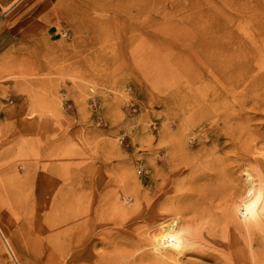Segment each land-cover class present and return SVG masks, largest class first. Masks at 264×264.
<instances>
[{
    "label": "rangeland",
    "instance_id": "374dc122",
    "mask_svg": "<svg viewBox=\"0 0 264 264\" xmlns=\"http://www.w3.org/2000/svg\"><path fill=\"white\" fill-rule=\"evenodd\" d=\"M27 3L0 0V264H150L163 222L212 230L221 162L262 184L264 0ZM207 241L178 264H227Z\"/></svg>",
    "mask_w": 264,
    "mask_h": 264
},
{
    "label": "bare ground",
    "instance_id": "6f19581e",
    "mask_svg": "<svg viewBox=\"0 0 264 264\" xmlns=\"http://www.w3.org/2000/svg\"><path fill=\"white\" fill-rule=\"evenodd\" d=\"M259 97H261V96H259ZM259 100L262 101L263 99H259ZM259 100L257 103H260ZM263 104H264V102H263ZM241 128L243 129V127H241ZM241 128H239V129H241ZM258 135L261 136V134H258ZM262 136H263V140H264V134ZM262 136H261L260 140H262ZM245 145H243V146H245ZM243 146H240V147L243 148ZM246 146L244 147L245 149H246ZM244 155H245V153H244ZM244 155H238V157L236 156L237 157V158H235L236 159L235 160L236 165L240 164V161L241 162L245 161ZM220 159H216V160L219 161ZM220 161H223V160L221 159ZM230 162H228V163H230ZM216 163H220V162L216 161ZM221 163H223V162H221ZM228 163H225V165L226 164L228 165ZM220 164L218 165V167L219 166L224 167L223 164H222V166ZM232 166H230L228 168L224 167V169L220 168V167L218 169V167L215 166V167H217V169L219 171H220V169H222V171L219 172L218 170L216 171V169H215L216 174H213L215 176V177L213 176L215 179L213 178L212 181L214 183V181L217 180V182L221 183V185L217 184L218 186L217 185H216V187L214 186L215 188L212 187L213 188L212 190H214V192L211 194V197H214L215 199H217L222 204L221 205L222 211H218V212H220V214L218 213L219 216H217V218H216V215H214L215 213L213 214L215 216V220L214 221L212 220L214 223V227L212 228V230H211V228H208L209 230H211L210 232H207L208 231V229H207V230H205L206 231L205 235H202V236H200V234L196 235L197 231H196V233H193L190 230V229H192L191 227H194L192 220L191 221L190 220L184 221L185 223H181L183 221L175 220L174 218H172V219H174L173 221H170L169 223L165 222L167 224H165L163 222L162 224L157 226L158 228L154 231V233L148 239L149 243L146 244V249L150 248L149 253L142 254L140 258L137 256L138 258L136 259V261L140 260L139 262L144 261V262H147L150 264H178V262L181 261L179 259L183 258L187 254V252L190 251L189 254L190 253L192 254L191 251L196 252V251H194V246L197 245L198 242L201 243L204 241L205 238H208V241L204 242V244H205L204 246L207 247L206 249L207 250L209 249L212 252L214 250L213 248H215V246L220 245L222 247V250H220V251H222L220 253V255L223 253V251L227 254V258H228L227 264H250L249 263L250 262L249 250H247L245 248L242 249L240 247V245L238 244L237 240H239V238H241V236H242V240L244 237L248 238V236H253L252 232H254V230L257 228L259 229L261 224L264 223V175L263 176L259 175L260 181L262 184H259V187H257V189H254L250 186L251 182H249L250 178L248 177V179H246L247 180L246 183H249V186H247L248 187V193H246L245 192L246 187L239 186L238 181L235 180L236 178L234 179L235 170L233 171L232 169H230ZM238 167H239V165H238ZM261 168H262V171L264 174V164L263 163H262ZM234 180H235V182H234ZM192 184H193V181H192ZM189 195L191 197H195V196H193V194L191 192H189ZM244 195H247V196L244 197ZM190 196H189V198H190ZM196 197H197V195H196ZM176 199L179 200V197ZM192 200L195 202L194 198ZM177 203H178V201H177ZM189 204H191L190 201H189ZM183 206H184V204H183ZM186 207H187V210H188V207L192 208L191 206H186ZM183 208H185V207H183ZM216 209H217V207H216ZM190 211H192V209H189V212ZM171 212L169 211V214L171 213L172 215L171 214L170 215L172 217H173V215H175V217H176V215L178 213H180L178 211H176V212L171 211ZM204 212H206V211H204ZM182 214H184V213H182ZM209 214H211V213L209 212ZM188 215L189 214H187V216ZM205 217H207V216H205ZM183 218H184V216H183ZM212 221H211V223H212ZM196 223H197V221H196ZM174 237L176 238L175 240H173ZM247 242H249V241L247 240ZM258 242L260 243V246L264 247V236L260 237V239H258ZM246 245H248V244H246ZM200 246H202V245H200ZM143 247L144 246L140 247V249H142ZM203 247H202V249H203ZM210 247H213L212 248L213 250H211ZM202 249L197 250V253H198V251L201 252ZM204 250H203V252L206 253L207 250H205V251ZM262 250H264V248ZM142 251H143V249H142ZM216 252L217 251L215 250L214 254L216 256H214V257H218L217 253L219 252V250L217 253ZM143 253H145V252H143ZM263 254H264V251H263L262 255ZM207 255H208V253H207ZM203 256H204V254H203ZM211 256L210 257L208 256V257L212 258ZM222 256L226 257V255H223V254H222ZM223 257H221V258H223ZM227 258H224V259H227ZM263 259H264V255H263ZM217 260L218 259H216V262H217ZM221 261H222V259H221ZM251 262L253 263V261H251ZM183 264H185V262ZM187 264H189V262ZM223 264H224V262H223ZM253 264H257V262L254 261Z\"/></svg>",
    "mask_w": 264,
    "mask_h": 264
},
{
    "label": "crops",
    "instance_id": "0c3cea01",
    "mask_svg": "<svg viewBox=\"0 0 264 264\" xmlns=\"http://www.w3.org/2000/svg\"><path fill=\"white\" fill-rule=\"evenodd\" d=\"M36 1H38V0H28V3H27L26 5H27V6L29 5V9H31L33 5H34L33 7H35V5H37V4H35ZM23 8H24V9H23ZM24 10L26 11V9H25V5L22 6V7H20V8L15 9V10L11 13L10 18H11L12 20L17 19V17L19 16V14H21V12H24ZM31 10H32V9H31ZM31 10H30V11H31ZM26 13H28V12H26ZM19 21H20V19L15 20V24H16V23H19ZM12 37H13V36H12Z\"/></svg>",
    "mask_w": 264,
    "mask_h": 264
},
{
    "label": "clouds",
    "instance_id": "9594fccd",
    "mask_svg": "<svg viewBox=\"0 0 264 264\" xmlns=\"http://www.w3.org/2000/svg\"><path fill=\"white\" fill-rule=\"evenodd\" d=\"M176 238L174 237L173 240H175Z\"/></svg>",
    "mask_w": 264,
    "mask_h": 264
}]
</instances>
